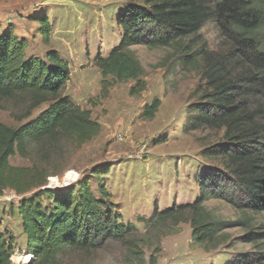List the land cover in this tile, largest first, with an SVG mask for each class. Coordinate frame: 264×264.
Masks as SVG:
<instances>
[{
  "label": "trees",
  "instance_id": "16d2710c",
  "mask_svg": "<svg viewBox=\"0 0 264 264\" xmlns=\"http://www.w3.org/2000/svg\"><path fill=\"white\" fill-rule=\"evenodd\" d=\"M209 19H215L242 48L257 71L255 77L232 74L222 57L195 48L194 37ZM34 20L46 42L49 20L44 16ZM116 25L121 29L118 43L105 55L93 58L102 83L108 77L119 83L133 80L129 94L144 90L143 68L130 49L134 45L171 47L183 65L200 64L205 88L200 101L188 108L182 130L223 129L222 141L205 148L202 155L221 160L226 174L199 177L200 195L195 201L155 211L142 221V233L123 220L111 200L102 179L109 169L92 168L90 176L76 185L47 187L51 155L62 150L64 141L76 146L90 141L98 135L100 125L90 110L63 93L70 78L67 60L53 49L42 58L28 56L27 41L11 28L0 27V101L12 100L22 106L20 113L13 114L18 120L30 118L33 110L46 105L19 126L0 122V196L6 189L20 196L16 211L25 235L24 252L32 255L28 264H65L64 259L73 253L89 254L111 246L124 252L127 264H145L142 247L158 245L160 233L186 221L192 240L209 250L222 243L226 236L222 230L232 222L216 218L203 207L204 200L223 199L240 209L264 212V111L252 107L247 99L253 88L264 89V0L129 2L119 11ZM159 105L157 98L145 104L141 118L152 119ZM30 146L36 153L30 166L9 163L15 154L30 156ZM92 177L97 181V194L90 186ZM30 192L31 196H25ZM234 193L239 195L238 201L233 199ZM243 239L264 245V225ZM13 243L14 236L0 229V264H10ZM258 253L255 263L264 264V251ZM149 260L153 264L155 257Z\"/></svg>",
  "mask_w": 264,
  "mask_h": 264
},
{
  "label": "rangeland",
  "instance_id": "374dc122",
  "mask_svg": "<svg viewBox=\"0 0 264 264\" xmlns=\"http://www.w3.org/2000/svg\"><path fill=\"white\" fill-rule=\"evenodd\" d=\"M142 0H0V27L11 28L27 41L28 56L44 57L55 50L67 60L70 78L64 94L75 104L90 110L100 125V131L81 146L64 141L62 150L50 157L46 186L52 189L76 185L89 177L92 168L109 169L102 176L111 200L117 204L123 220L144 232V221L155 211L191 203L200 195L199 177L226 174L221 160L205 158L202 151L222 141L223 129L201 128L184 132L182 126L188 108L200 101L205 88L200 64L183 65L171 47L149 48L134 45L130 49L142 68L145 88L139 94H129L133 80L113 82L111 77L102 83L101 72L93 58L105 55L121 36L116 25L119 11L129 2ZM49 20L50 32L43 41L34 17ZM195 48L219 55L232 74L255 77L257 71L242 48L224 32L215 19L207 20L194 37ZM247 97L252 107L264 111V89L253 88ZM159 99L160 105L152 119L140 114L145 104ZM33 110L30 118L45 108ZM22 106L12 100L0 101V122L19 126L28 119L18 120ZM32 154L10 157L13 166H30L36 159ZM225 172V173H223ZM97 194V181L89 180ZM66 183V185H64ZM31 192L25 196H31ZM234 200H239L237 193ZM20 196L6 189L0 196V229L14 236L15 250L23 251L21 226L16 205ZM47 205L45 198L41 199ZM210 213L224 222H232L222 230L226 236L215 248L205 250L191 238L188 221L180 222L173 230L159 235L158 245L143 246L145 264L150 256L153 264H256L255 258L264 245L246 241L243 236L264 225V212H252L234 207L223 199L211 198L202 202ZM253 228V229H251ZM156 247L159 249L156 252ZM13 249V251H15ZM65 264H127L124 252L111 246L95 252L71 254Z\"/></svg>",
  "mask_w": 264,
  "mask_h": 264
},
{
  "label": "built area",
  "instance_id": "2783aa9c",
  "mask_svg": "<svg viewBox=\"0 0 264 264\" xmlns=\"http://www.w3.org/2000/svg\"><path fill=\"white\" fill-rule=\"evenodd\" d=\"M32 255L23 251H13L10 256V264H28Z\"/></svg>",
  "mask_w": 264,
  "mask_h": 264
},
{
  "label": "crops",
  "instance_id": "0c3cea01",
  "mask_svg": "<svg viewBox=\"0 0 264 264\" xmlns=\"http://www.w3.org/2000/svg\"><path fill=\"white\" fill-rule=\"evenodd\" d=\"M15 34H16V32H15ZM19 236H20V238L23 240V243H24V245H25V235L21 232L20 234H19ZM15 240H14V243H13V248H14V250H15ZM24 248H25V246H23L21 249L22 250H24Z\"/></svg>",
  "mask_w": 264,
  "mask_h": 264
},
{
  "label": "water",
  "instance_id": "95a60500",
  "mask_svg": "<svg viewBox=\"0 0 264 264\" xmlns=\"http://www.w3.org/2000/svg\"><path fill=\"white\" fill-rule=\"evenodd\" d=\"M64 185H66V183H64Z\"/></svg>",
  "mask_w": 264,
  "mask_h": 264
}]
</instances>
